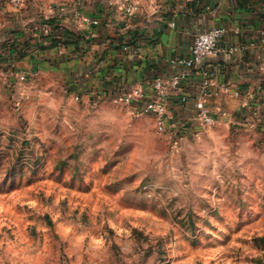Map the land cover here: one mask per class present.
I'll return each mask as SVG.
<instances>
[{
  "label": "rangeland",
  "instance_id": "rangeland-1",
  "mask_svg": "<svg viewBox=\"0 0 264 264\" xmlns=\"http://www.w3.org/2000/svg\"><path fill=\"white\" fill-rule=\"evenodd\" d=\"M6 66L0 264H264V111L171 147L122 100Z\"/></svg>",
  "mask_w": 264,
  "mask_h": 264
},
{
  "label": "crops",
  "instance_id": "crops-1",
  "mask_svg": "<svg viewBox=\"0 0 264 264\" xmlns=\"http://www.w3.org/2000/svg\"><path fill=\"white\" fill-rule=\"evenodd\" d=\"M134 1L136 8L126 12L123 0H67V11L60 13L38 0H27L19 10L0 0V64L7 65L3 78L14 80L17 69L12 66L22 61L37 72L32 81L39 75V90L70 80L89 97L121 100L134 86L150 92L155 76L167 79L182 68L179 59L190 54L196 33L224 24L227 32L219 40L221 50L205 60L216 69L209 87L216 94L207 99V105L219 103L228 109L220 123L233 115L234 121L247 125L248 117L242 119L247 111L232 90L256 91L264 86V0ZM77 4L83 15L97 17L99 23L87 24L82 16L73 14ZM52 16L62 27L58 34L66 41L41 47L48 43L43 37V18ZM78 35H84L87 42ZM238 44L239 49L226 50ZM21 46L24 54L17 56L16 49ZM200 87V70L195 69L178 88L170 90V115L186 113L192 102L182 103L179 95L197 94ZM129 105L135 111V105Z\"/></svg>",
  "mask_w": 264,
  "mask_h": 264
},
{
  "label": "built area",
  "instance_id": "built-area-1",
  "mask_svg": "<svg viewBox=\"0 0 264 264\" xmlns=\"http://www.w3.org/2000/svg\"><path fill=\"white\" fill-rule=\"evenodd\" d=\"M7 1L13 8L18 10L27 2V0ZM122 3L123 9L126 12H132L136 8V2L134 0H123ZM47 6L49 9H55L61 13L67 11V0H57L55 3L48 4ZM72 12L75 15L82 16L87 24L94 25L99 23V18L83 15L78 4L72 8ZM171 24L173 25L174 22L172 21ZM42 29L44 34L48 33L50 31V25L46 23ZM226 32L227 26L224 24L215 25L206 30L199 31L193 37L190 54L179 59V62L182 64L181 69L167 79L161 76H155L151 84L152 90L150 92L140 86H134L120 97L125 103L135 105V112L150 116L153 122L154 132L158 135H163L171 147L179 146L180 140L184 136L197 135L202 129L219 124L221 119L229 114L228 109L223 104L218 103L213 107L207 105V99L216 94V92H211L209 89L212 79L216 75V69L205 64L207 58L221 50L219 40ZM240 47V44L231 45L226 50L234 51ZM133 50L135 51V47ZM195 69L200 70V90L197 94L193 95H189L188 93L179 95L182 103L191 100L192 106L190 109H187L186 113L173 117L169 113L170 109L167 104L170 90L178 88L181 82ZM36 74V71H30L28 68H24L18 69L14 75L17 81L25 86L27 78H34ZM224 90H227V87H224ZM232 94L240 98V106L244 110L246 109L247 115L248 113L251 115L264 111V86L256 91L235 88L232 90Z\"/></svg>",
  "mask_w": 264,
  "mask_h": 264
},
{
  "label": "trees",
  "instance_id": "trees-1",
  "mask_svg": "<svg viewBox=\"0 0 264 264\" xmlns=\"http://www.w3.org/2000/svg\"><path fill=\"white\" fill-rule=\"evenodd\" d=\"M42 22L44 24L47 23L48 25H50V31L48 33H45V35H43V37L48 40L47 45H43L42 44V45H40L41 47H44V46H53L55 44L65 43L66 39L62 37V34H58V31L62 27H61L60 24H58L57 18H55L54 16L48 17V18H43V21ZM81 36L82 35H78L77 37H81ZM82 40L85 41V42H87V39H85L84 35L82 36ZM21 47H18L16 49L17 50V53H16L17 56H22L24 54V51L25 50L23 49V47L22 48Z\"/></svg>",
  "mask_w": 264,
  "mask_h": 264
}]
</instances>
